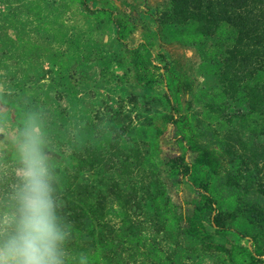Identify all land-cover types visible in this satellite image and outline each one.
Wrapping results in <instances>:
<instances>
[{"label": "rangeland", "instance_id": "374dc122", "mask_svg": "<svg viewBox=\"0 0 264 264\" xmlns=\"http://www.w3.org/2000/svg\"><path fill=\"white\" fill-rule=\"evenodd\" d=\"M162 1L84 0V5L78 0H0V113L11 116L0 122V243L13 231L19 215L21 133L37 127L46 163L55 162L63 189L72 188L77 176L80 199L90 197L113 227L106 228L110 246L105 264H153L130 243L135 238L158 245L175 264L218 261L159 221L149 201L154 170L146 162L148 153L154 155L157 174L184 218L191 216L199 192L189 177L168 173L167 163L182 152L174 127L168 124L172 111L154 94L132 87L130 60L116 40L113 20L90 13L110 8V3L127 11L138 27L127 40L128 48L138 47L148 32L156 33L155 55H162L169 68L186 73L198 93L210 91L215 86L210 65L174 42L181 27L171 15L160 19ZM164 91L168 93L167 88ZM2 99L11 101V106ZM16 105L22 107V115H16ZM154 123L160 131L154 130ZM193 159L186 154L187 164ZM245 178L253 183L262 179L257 170ZM51 181L54 212L60 211L62 217L77 213L78 206L66 204ZM220 223L240 231L227 209ZM57 225L64 235L59 245L62 264H83L91 245ZM209 231L228 248L236 239L232 234L221 236L216 227ZM239 242L253 251L250 237Z\"/></svg>", "mask_w": 264, "mask_h": 264}, {"label": "trees", "instance_id": "16d2710c", "mask_svg": "<svg viewBox=\"0 0 264 264\" xmlns=\"http://www.w3.org/2000/svg\"><path fill=\"white\" fill-rule=\"evenodd\" d=\"M78 1L85 5L84 0ZM161 7L160 19L171 15L181 27L174 42L192 49L201 63L210 65L208 71L215 81L210 91L198 93L186 73L169 68L162 55H155L156 33L148 32L138 47L128 48L127 40L138 27L127 11L114 3L110 8L89 10L97 19L113 20L116 40L126 48L130 60L132 87L154 94L172 111L168 124L174 127L182 152L169 160L168 173L189 177L199 192L191 216L184 218L157 174L158 163L151 152L146 156L154 170L149 201L165 228L173 233L174 228L179 230L180 237L215 256V264H264V0H163ZM2 102L11 106V101ZM15 107L16 115H22V107ZM195 108L197 113L192 111ZM8 120L10 115L0 113V122ZM153 128L160 131L155 123ZM187 153L194 157L191 165L186 163ZM47 165L51 182L56 183L65 203L78 206L71 216L55 212L57 224L91 245L81 259L83 264H105L110 246L106 228L111 223L90 197L80 199L77 176L75 185L64 190L57 181L55 162ZM250 170H257L262 179L257 183L246 180ZM226 209L240 224V231L220 223ZM212 227L221 236L236 238L229 248L215 240L209 231ZM245 237L252 239L253 251L240 244ZM130 243L153 264H175L147 239L135 238Z\"/></svg>", "mask_w": 264, "mask_h": 264}, {"label": "clouds", "instance_id": "9594fccd", "mask_svg": "<svg viewBox=\"0 0 264 264\" xmlns=\"http://www.w3.org/2000/svg\"><path fill=\"white\" fill-rule=\"evenodd\" d=\"M21 135L19 215L13 231L0 243V264H62L59 245L64 235L57 225L40 132L30 127Z\"/></svg>", "mask_w": 264, "mask_h": 264}]
</instances>
